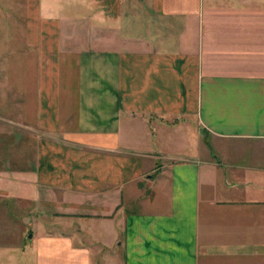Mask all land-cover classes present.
I'll list each match as a JSON object with an SVG mask.
<instances>
[{
	"label": "crops",
	"instance_id": "1",
	"mask_svg": "<svg viewBox=\"0 0 264 264\" xmlns=\"http://www.w3.org/2000/svg\"><path fill=\"white\" fill-rule=\"evenodd\" d=\"M6 8L0 264H264V0Z\"/></svg>",
	"mask_w": 264,
	"mask_h": 264
},
{
	"label": "rangeland",
	"instance_id": "2",
	"mask_svg": "<svg viewBox=\"0 0 264 264\" xmlns=\"http://www.w3.org/2000/svg\"><path fill=\"white\" fill-rule=\"evenodd\" d=\"M17 2H19V0H17ZM7 5H8V0H0V8L2 11L7 12ZM5 7V8H4ZM6 16L5 14L2 15V20L3 19H6ZM17 22L19 24H21V20L24 18V15L22 13H17ZM171 133L168 134L169 136V140L168 143H169V147L172 148V149H180L179 147L181 145H183V142L181 141V138L179 137V132H173V131H170ZM194 134V133H193ZM195 136V135H194ZM175 139H176V144L174 143L175 142ZM189 146H190V143H189ZM5 205H2L0 206V215L3 214V212H1V209L4 207ZM29 207L28 205L25 207V209ZM20 205H16L14 204L13 202H10L6 205V210H7V215H9L10 218L12 217H18L19 215L23 214L24 212L21 211L20 209ZM13 219V218H12ZM9 225L10 229H12V235H15L16 233H22V226L19 225H11V223L9 221L5 222V221H1V217H0V244H10L11 242H13L15 239L14 237H11V236H8L5 234V229H8L6 228V226ZM89 228V227H88ZM4 232V233H3ZM16 236V235H15ZM119 241H121V238L119 239ZM109 245V244H108ZM113 249V247H112Z\"/></svg>",
	"mask_w": 264,
	"mask_h": 264
}]
</instances>
